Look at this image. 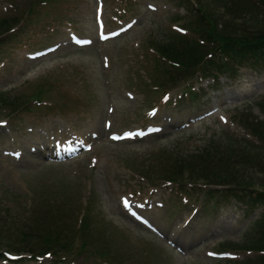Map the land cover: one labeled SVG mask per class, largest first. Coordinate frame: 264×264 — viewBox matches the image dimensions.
<instances>
[{
    "label": "rangeland",
    "instance_id": "rangeland-1",
    "mask_svg": "<svg viewBox=\"0 0 264 264\" xmlns=\"http://www.w3.org/2000/svg\"><path fill=\"white\" fill-rule=\"evenodd\" d=\"M7 1L0 0V21L14 17L22 32H17L15 42L0 48V92H7L11 100L0 102V121L7 123L0 128V144L1 151H19L21 155L16 160L0 152V167L11 170L10 174L0 173V225H4L0 253L24 257L9 264H35L26 260L28 253H44L40 251L44 243L38 239L31 236L22 242V226L45 236L56 233L65 222L63 228L72 231L70 242L64 250L58 247L54 254L51 250L52 260L43 258L40 264H264V248H259V254L242 253L264 237V197L259 196V201L251 195L261 193L259 184H264V170L258 168L264 151L249 150L251 163L233 165L224 172L240 178L238 186L244 191H233L238 186L218 189L200 180H192L199 185L191 187L184 179L180 190L158 181L155 186L148 184V179H165L177 158L191 157L206 141L226 136L241 139L234 143L239 150L255 142L237 119L264 127V63L236 59L232 70L219 72L214 81L215 66L206 64V78L189 74L188 69L187 75H174L170 85L157 90L168 76L164 67L154 68L160 56L154 50L163 52L160 44L164 43L182 45L184 40L173 34L177 26L184 29L180 35L202 43L189 30L199 33L193 25L200 15L195 5L203 6L219 26L227 21L235 27L251 24L261 29L264 0H50L37 4L30 15L28 10L38 0ZM96 8L102 9L108 30L125 23L132 24L131 28L116 40L98 43ZM117 15L119 21L114 22ZM70 33L90 37L94 43L74 48ZM259 41L249 43L264 48V40ZM55 45L57 50L46 57L26 58L29 51ZM228 47L222 45L223 51L216 53L227 63L230 58L224 49ZM212 48L206 45L200 53L206 57ZM40 85L47 88V94L42 103H31L36 109L33 113L7 116V109L29 98ZM187 88L195 92V99L183 95ZM155 109L151 121L148 113ZM105 121H110L116 132L148 124L160 125L162 131L144 140L112 144L106 139ZM100 130L92 151L73 161L55 164L43 152H34L43 148L35 143L43 139L36 137L37 133L56 141L60 135L63 139L81 137ZM150 191L152 201L163 204L162 209L148 214L150 220L170 239L176 237V246H182L183 253L168 244V237L161 239L122 211L121 195L140 192L143 197ZM81 215L84 234L74 230ZM64 233L59 234V242L67 241ZM82 239L89 249L75 254ZM99 247L103 253L107 251L108 263L91 253ZM209 251L229 254L210 258ZM53 256L61 257L60 261ZM254 256V263L245 260Z\"/></svg>",
    "mask_w": 264,
    "mask_h": 264
},
{
    "label": "trees",
    "instance_id": "trees-1",
    "mask_svg": "<svg viewBox=\"0 0 264 264\" xmlns=\"http://www.w3.org/2000/svg\"><path fill=\"white\" fill-rule=\"evenodd\" d=\"M38 1L44 2L46 0ZM195 10L200 15L199 22H194L193 25H195L196 27L198 26L199 33L197 30H194L191 27L188 28L201 38L202 44H205V46L199 44L198 42H192L189 39L182 38L180 35H175L184 40L182 45L177 46L173 44L169 46L166 45V43L160 44V48L164 53L160 50L155 49L166 60L175 64V67H173L174 75L178 77L187 75L188 69L190 70L191 74L200 72L204 76L209 75V71L205 66L206 64L215 66L214 69H216L217 72H226L227 70L229 72L232 70L230 63L232 61H236V59L244 62L252 61V63H255V61H258L260 62V64L264 63V48H260L258 44L249 43V41L260 40L259 42H262L261 40H264V23L262 25H258L259 27H261V29L253 28L251 24H247L244 27H235L234 25H230L229 23H227V21L219 26V24L215 23L214 20L209 16L207 10L203 6L196 5ZM16 24L17 20L15 18L2 19L0 21V36L7 33ZM213 43H215L216 46ZM209 44H211L213 50L206 52L210 55L211 58L207 60L204 53H200V50H202L206 47V45ZM222 45L224 47L229 46L226 49H229L228 51L230 53H228L227 50L224 49V55L230 58L229 63H224L221 58H217L216 53L223 51ZM5 97L6 96L3 93H0V102L3 104H7L6 100H8V97ZM9 101H11L10 98L8 102ZM238 122L248 134L252 135L256 139L255 141L264 145V127H262L261 129L258 128L257 125H253V127L249 124L244 123L240 119H238ZM230 139L226 136L222 139L220 137L216 140L212 139L206 141L207 144L203 147V149L201 148L200 151L198 150L197 152L193 153L191 157L190 155H185L177 158L171 166V169L165 172V180H169L180 188L183 183H186L185 180H188L187 183L190 184H199L192 182V180H200L207 186H228L229 188L231 186H238L239 184H242L240 178L236 177L234 174L224 172L231 169L233 165H239L245 162L251 163L252 158L248 154V151L254 149L258 150L257 152L259 154H262V151H264V146L247 142L248 146H244L243 150H239L238 148H236V144L234 143H240L241 139ZM219 141H221L224 146H222ZM262 159L263 161L260 163V166L258 168L264 170V158L262 157ZM262 184H259L261 193H256L257 198L261 195L264 197V184ZM244 185L246 184H243V186ZM236 190L244 191L243 188H239V186ZM258 199L259 201H261V198ZM256 200L257 199H252L253 202ZM11 220V223H16L14 219ZM66 224V222L64 225L62 224V228H59L56 233L45 236L41 235L40 233L37 234L38 232H35L34 229L28 230L22 226L23 230H21L20 236L23 240L22 242L24 243L28 241L31 236L41 241L42 244L44 243V249H40V251L45 252L52 249L57 252L58 247H62L59 249L64 250V245L70 242V237L68 235L71 236L72 231H68L67 228H63L66 227ZM7 226H9V224H7ZM1 229H4V225H0V230ZM63 232H65L64 235L67 234V241L66 239H61L66 242L64 244H61L63 243V241L59 242L58 238L59 234ZM82 232L83 234L85 233L84 229L82 230ZM7 241L11 242V238ZM51 245H53V247ZM85 246L86 243H81L80 248L84 249ZM248 247L249 248L244 249L257 251L259 250V248H264V237L258 243H252L248 245ZM99 252L103 251L99 250ZM105 252L107 251H104V253ZM260 260L263 261V259ZM249 262L254 263L253 260Z\"/></svg>",
    "mask_w": 264,
    "mask_h": 264
},
{
    "label": "bare ground",
    "instance_id": "bare-ground-1",
    "mask_svg": "<svg viewBox=\"0 0 264 264\" xmlns=\"http://www.w3.org/2000/svg\"><path fill=\"white\" fill-rule=\"evenodd\" d=\"M1 172H5L6 174H10L11 173V170L8 169V167H0V173ZM10 176V175H9Z\"/></svg>",
    "mask_w": 264,
    "mask_h": 264
},
{
    "label": "snow or ice",
    "instance_id": "snow-or-ice-1",
    "mask_svg": "<svg viewBox=\"0 0 264 264\" xmlns=\"http://www.w3.org/2000/svg\"><path fill=\"white\" fill-rule=\"evenodd\" d=\"M112 139H119V137H115V136H113ZM123 203H124V207H125V209L129 208V203H128V201H124ZM133 215H134V214H133Z\"/></svg>",
    "mask_w": 264,
    "mask_h": 264
}]
</instances>
